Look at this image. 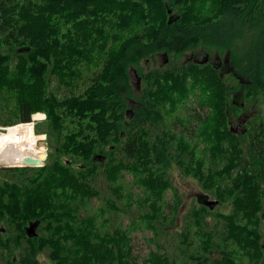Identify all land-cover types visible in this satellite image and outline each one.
Listing matches in <instances>:
<instances>
[{
  "label": "trees",
  "instance_id": "16d2710c",
  "mask_svg": "<svg viewBox=\"0 0 264 264\" xmlns=\"http://www.w3.org/2000/svg\"><path fill=\"white\" fill-rule=\"evenodd\" d=\"M198 45L229 51L246 81L233 75L231 83L214 64L191 61L139 75L141 60ZM132 66L141 87L127 112ZM195 88L205 112L174 117L172 123L182 124L176 132L164 117ZM249 100L253 107L264 103V0H0V125L6 126L0 131L22 122L17 133L31 138V115L43 112L45 127L35 125L51 149L42 165L0 167V263L45 264L38 254L46 251L51 264H176L154 223H164L157 201L171 185L166 168L173 160L220 203L231 202L229 212L213 216L222 226L212 228L206 227L212 210L190 208L180 233L190 264H207L214 250L215 264H264V112L249 117L244 133L229 126L230 109L242 114ZM194 129L208 145L207 160L195 157L183 135ZM124 169L144 187L142 203L145 198L152 209L155 247L142 263L128 229L110 232L100 223L99 230L95 222L104 208L78 215L99 197V173L117 196L105 197L106 205L119 209ZM132 201L129 195L126 205ZM36 219V234L28 236L25 228Z\"/></svg>",
  "mask_w": 264,
  "mask_h": 264
},
{
  "label": "rangeland",
  "instance_id": "374dc122",
  "mask_svg": "<svg viewBox=\"0 0 264 264\" xmlns=\"http://www.w3.org/2000/svg\"><path fill=\"white\" fill-rule=\"evenodd\" d=\"M174 15V11L171 13ZM252 34L251 32L246 33L245 39L249 37V35ZM201 51L206 52L211 58L212 63L220 64L218 66V70L221 75L225 77V79H228L231 83H233L232 78L234 76H237L241 81L245 82L246 79L243 75L236 74L235 70L236 67L234 66V63L232 62L231 58L229 57V51H219L215 50L213 48L204 47L201 45H198L194 49L185 51L179 55H165L164 53L155 54L153 56H150L146 59H143L140 61V63L136 66L140 72L139 75L143 72H146L153 68H161L169 66L170 64L174 62L183 63L186 61H195V60H203V55L201 54ZM191 57V58H190ZM135 66H132L129 70L130 80L132 84V91L133 96L129 99H126L127 103V112L132 111L135 108V102L138 97L137 89L135 90L136 85V75L134 73V70H137ZM99 70V66L96 68H92V72L96 73ZM137 72V71H136ZM85 71L84 79L86 77L90 76V73H87ZM234 75V76H233ZM232 77V78H231ZM84 84L82 86L80 85L78 88L74 89L73 92L75 94L81 93V91L84 88ZM239 88V87H237ZM71 89H61V94L65 93L68 94ZM199 90L198 88H195V91L190 92L188 98L181 103L178 104L177 110L170 114L166 115L164 117V121L167 122V124H170L172 129L176 132H179V130L182 128V124L180 123H172V120L174 117H186L187 119H191V116L195 112H205V110H202L198 104V97ZM234 102L239 103L241 102L242 95L240 97L239 93L236 92V95H234ZM133 99V100H132ZM245 100H243L244 102ZM249 104L248 107L243 109L245 114H251V117H255L258 112L261 110L264 112V103L260 104L259 107H253L250 104V100L247 102ZM254 105H256V102L254 101ZM255 108V109H254ZM129 114V113H128ZM241 112L240 110L236 109H230L229 111V126L233 127L235 131L237 132H245L246 127H248V124L243 125L241 122L242 116H240ZM33 124H34V134H41L43 135V138L41 139V142L43 146L45 147V151L48 153L50 152V147L48 145V138L45 134V132H39L37 130L38 125L40 128H44V121H45V114L43 112H36L33 113ZM31 115V118H32ZM34 115H39L40 117L37 119H34ZM44 117V118H43ZM12 125L6 129V131H0V138L6 139L7 136H17L21 137L18 132V124ZM36 123V125H35ZM186 123V122H185ZM196 123V120L194 121ZM70 127H74V123L68 122ZM188 124V123H187ZM163 125V123H162ZM36 126V127H35ZM4 126L0 125V129L2 130ZM5 128V127H4ZM69 128V129H72ZM37 130V132H36ZM42 130V129H41ZM66 130V128H65ZM194 131L196 132L197 129H194L190 134L188 132L183 133L184 137L189 142L190 146L194 145V152L196 158L205 157L207 158L206 148L208 145L204 143L198 135L194 134ZM192 134V135H191ZM22 138V137H21ZM32 138V137H31ZM31 138H22V139H31ZM244 149L246 147L244 146ZM61 158L63 161L69 160V158L66 155H61ZM103 159V158H102ZM48 160V157H46L42 163H45ZM207 160V159H206ZM247 160V159H245ZM73 165L76 167L81 164L80 161H72ZM8 164H0L1 166H7ZM14 166H21V165H14ZM39 166V165H36ZM102 167V166H101ZM100 170V169H99ZM132 170L130 169H124L122 170V176L118 180L119 183L122 185V188L120 190L121 198L117 201L119 209H111L106 205L105 197H111V198H117V196L113 193L112 189L108 186V183L104 177V175H97V181L95 180L94 184L98 186V190L100 192L99 197H93L89 201L85 202L84 205H82L78 211V215L80 217L89 215V214H97L99 213V207L104 208V216H98L96 219V225L98 226L100 230V223H102V228L112 232L115 226H120L122 228H126L130 231V244L133 247V253L135 256H137L138 262L142 263L143 258H145L151 248H154V241L151 240L152 238V230L150 228V221H149V214L152 213L151 206L149 203L143 199L145 202L142 203V198L144 196V187L138 185L134 181V177L132 175ZM166 175L171 181V185L164 191L163 197L161 200H158V204H160V207L158 208L160 214H165L164 223H156L154 222L155 226L158 230H161V240L164 242L162 243L163 249L174 258L176 264H190L192 261L187 253L188 250L184 248L185 244L182 243V237L180 235L181 231L184 228L187 214L192 207V205L199 206L200 204H204L208 207V209L212 210L211 215L207 217V224L206 227H214L216 223L219 224V226H222V221H219L217 218L213 217L218 211L221 212H229L231 210V202L226 201L223 203H220L216 196H214L211 192L204 189L200 182L190 176L185 175L181 173V169L177 165L175 161H171L170 164L166 168ZM131 196L135 198V201H132L130 203V206L126 205V200L128 196ZM102 197V198H101ZM264 204V202H263ZM160 217V218H161ZM133 221V222H132ZM2 220L0 221V225L2 224ZM260 230L262 232V238H261V244L264 245V224L261 225ZM128 231V232H129ZM191 239V238H190ZM195 241H199L198 237L193 238ZM196 245L198 243H195ZM184 248V249H183ZM18 248L14 249V254H17ZM219 256L218 250H214L212 253L208 255L209 259L207 264H215L213 263L214 259ZM38 258L44 262L45 264H51V260L47 257L46 251H40L38 254ZM244 260H248L247 257H244ZM1 262V261H0Z\"/></svg>",
  "mask_w": 264,
  "mask_h": 264
},
{
  "label": "bare ground",
  "instance_id": "6f19581e",
  "mask_svg": "<svg viewBox=\"0 0 264 264\" xmlns=\"http://www.w3.org/2000/svg\"><path fill=\"white\" fill-rule=\"evenodd\" d=\"M39 117L34 115V119ZM42 138L41 134H36L31 139H22L17 136L0 138V164L19 163L24 157H33L45 151L41 142Z\"/></svg>",
  "mask_w": 264,
  "mask_h": 264
},
{
  "label": "water",
  "instance_id": "95a60500",
  "mask_svg": "<svg viewBox=\"0 0 264 264\" xmlns=\"http://www.w3.org/2000/svg\"><path fill=\"white\" fill-rule=\"evenodd\" d=\"M170 10H168L169 12ZM165 54V53H164ZM205 54L207 55V57L209 58V55L205 52ZM166 55V54H165ZM205 61H207V58L205 59ZM134 73L137 77V81L139 82V76L136 72V70H134ZM6 127V126H4ZM47 156V152L43 151L40 154L33 156V157H24L21 159V161L19 163H9L7 166H14V165H23V166H36V165H42V161L46 158ZM39 223V220H33L31 221L28 226H26L25 230L28 236H33L36 234V227ZM3 264V263H0Z\"/></svg>",
  "mask_w": 264,
  "mask_h": 264
},
{
  "label": "flooded vegetation",
  "instance_id": "af4514ba",
  "mask_svg": "<svg viewBox=\"0 0 264 264\" xmlns=\"http://www.w3.org/2000/svg\"><path fill=\"white\" fill-rule=\"evenodd\" d=\"M201 54L203 55V60H200V61H198V60H195V61H191V62H194V63H196V64H207V63H210V64H214L217 68H218V66L220 65V64H218V62L216 63H212L210 60V56H209V58L207 57V55L205 54V52L204 51H201ZM191 58V57H190ZM207 58V61H205V59ZM186 62H188V61H186ZM138 74V73H137ZM136 79H137V77H136ZM140 87H141V78H139V82L138 81H136V85H135V90L137 89V93L140 91ZM137 103V102H136ZM250 115L251 114H245V113H242V114H240V116H242V118H241V122H242V124L243 125H245V123H246V121L249 119V117H250ZM230 128L231 129H233L234 131H235V129L233 128V127H231L230 126ZM246 128V127H245ZM235 132H237V131H235Z\"/></svg>",
  "mask_w": 264,
  "mask_h": 264
},
{
  "label": "built area",
  "instance_id": "2783aa9c",
  "mask_svg": "<svg viewBox=\"0 0 264 264\" xmlns=\"http://www.w3.org/2000/svg\"><path fill=\"white\" fill-rule=\"evenodd\" d=\"M44 118V117H43Z\"/></svg>",
  "mask_w": 264,
  "mask_h": 264
}]
</instances>
